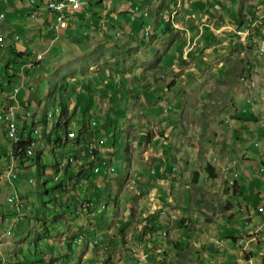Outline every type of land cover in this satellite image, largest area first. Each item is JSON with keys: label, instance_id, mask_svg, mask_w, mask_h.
<instances>
[{"label": "rangeland", "instance_id": "1", "mask_svg": "<svg viewBox=\"0 0 264 264\" xmlns=\"http://www.w3.org/2000/svg\"><path fill=\"white\" fill-rule=\"evenodd\" d=\"M140 1L141 0H136L135 3H140ZM190 1L194 2L195 0ZM261 1L264 0H236V4L232 10L233 17L235 16L236 19L239 20L238 16H246L247 13L245 12H252L251 7L255 8L257 3L256 7H258L260 5L259 2ZM7 2V5L4 7L6 18L4 21H0V29L8 31V33L19 31L22 38L17 43L19 45H14H16L15 47L19 51L23 50L21 52H26L29 57L23 60L19 58L15 59L10 47L8 48L9 43L4 35V42L6 43L4 49L6 51H0V82L5 83L9 80V75L11 74L8 73L9 75H7L5 70L8 69V72L11 71L12 76H14L16 74L13 69L15 68L17 69V72H20L17 68L18 65L23 66V63L31 59L34 54L42 52L45 55V58L36 68L28 71L25 69L24 72L19 73L20 77L10 79L15 83L24 82L23 89L19 94L21 104L23 106L27 105L26 108L35 114L32 119H22L20 118L21 116L18 115V118H20L21 128L24 130L28 127L26 132L29 133L31 131L30 123H36L38 124L36 126L41 127V122L43 121L45 115L48 117L49 128H52L54 123L58 120V115L61 114L62 103L70 104L68 110L72 113V115L76 113L75 117L70 118L69 120V126L74 128L76 131L81 128L82 124L79 122L83 120V116H85L88 127L90 120L93 121V125L96 120L99 125L98 127H101L103 125V114L101 115V113L95 112L96 109H92L90 112L87 111L89 99H82L80 101L75 88L73 90V83L79 86H76L80 89L78 90L76 88L78 94H81L79 92L82 91L84 94H87L86 97H89L90 94L88 93L91 90L93 95L95 94L93 98L94 103L99 105V103H101L100 101L105 99V96L108 97L109 93V90H106L108 88L102 87V91H105L106 94H102L104 97L101 98L100 96L102 95L99 93L101 88L99 89L95 87L98 84H103L105 82V73V77L103 78L101 76V71L108 68V66L118 65V62H122L128 69L137 65L147 66V61L141 59V57L137 56V54L142 46H144L143 48H146L148 45L147 43L153 42V40L157 37L158 34L154 32L153 27L148 34L145 32L143 36L134 38L128 30H124L125 25L123 26L124 28H118L117 25L111 28V26H104L103 23L101 24L99 19H101L102 16L106 19L105 21L107 24V18H112V16L107 13H103L97 8L92 10L90 15L91 18H95V26L91 24L90 27L85 25L80 28L84 29L85 27L86 33L81 32L83 29L80 30L73 27L71 30L62 32L59 37L56 38V35L43 34L42 28L38 24V17L31 21L26 20V11L31 12V8L28 7L25 2L23 5L19 3V0H8ZM116 2H118V0H116ZM182 2L183 0H178V4H181ZM169 3L170 0H149V2L147 1L145 4H141L143 8L150 5V15L153 16L164 11L163 7L167 6ZM2 8L3 7L0 4V10ZM248 9L250 11H248ZM263 9L264 6L259 11H262ZM166 15V19H168V11ZM140 19L141 18H139V20ZM235 20H233V22H235ZM86 21L87 20H84V22ZM261 21H263V24L261 25L260 23L258 25L259 28L256 27L259 30L257 34L260 32L264 33V18ZM154 26L156 27L157 23L154 24ZM241 27H244V34L246 36L241 35L238 39L235 35L226 31V28L222 27V33L219 35L226 41H213V47L209 46V48L205 50H201L199 47V36H197L195 32H191L188 38H185V35L180 34L182 32H177L179 33V36L175 35L172 37H170V35H173L172 31L160 33L162 36V38L161 36L159 37L162 39L160 48H162V50H168L171 42L173 40H178L177 49L180 50L179 54L182 53L181 59L178 62L179 66L182 67L180 68L181 71L176 72V74H164V79L168 82L175 81L173 86H171L173 88H175L176 83L179 82V80L182 81L177 86L176 91L173 92L174 94H177V97L173 98V102L177 99V101H181V107L177 108L176 111L177 115L180 116V119L176 121V124L181 125L182 129L179 127L178 129L183 131L182 139L184 144H186V149L177 154V157H181V162L177 164L179 168L178 170H185L184 172L186 173V178L182 175L181 182L182 185L189 186L188 191L191 194V197L193 196L194 201L191 202L190 200L186 203L183 199H181V195L183 194L180 192V194H175L174 197L180 202V205L185 204L187 206L184 210L178 213L168 212V217L170 218L169 225L167 226L159 221L160 223L156 225L153 236L147 230V232H149L148 235L153 237L152 239L155 245L150 247L148 244H145L146 249H143L142 252L138 253L131 248L133 246H128L130 244H124V241L129 243L131 240L134 242L135 238L138 237L140 238V241L144 243L146 242L145 233H143V230L146 229L144 225L145 223L143 224V220L145 218L140 216V218L137 217V219L134 220V216L137 213L135 205L137 206L139 199L128 202L127 199H129V196H124L123 193L131 195L136 190L133 178L135 172H137V168H135L133 172H130V170H128L129 172L127 171L126 168H129V158L132 156L133 151L136 152L137 156L138 153H145L148 149L141 145H136L135 140L139 138L138 133L142 131L144 132L140 123L131 121L123 123L120 122L117 127V134L119 136L121 134L120 131L122 132L123 137L120 135L119 139L120 141L124 140V143L122 148H119L121 145H117V148L119 149L120 155L125 160H115L114 166L117 168V174L123 173L121 175L123 182L119 183L118 187L120 188V191L116 192L113 190L109 192L112 193V195H123L125 198L120 196L119 199L115 201V196L111 199L108 197V194L106 197L100 198L96 192H92L91 198H88L92 201L93 207L97 208V211L102 209L104 202L106 204L107 200H110L108 208L105 211L108 212L109 217L113 220L116 210L114 207L115 205L121 207L120 216L122 217V214L126 212V204H134L132 207L134 215L131 218V222L126 227L122 225V218L115 216L116 224L120 225L119 227H121V225L123 226L122 231L120 230L115 232L118 234L120 246H116L113 250L109 247L104 251L109 261L104 258L103 264H110V262L111 264H197L198 261H200V264H210V262L214 261V257L217 255L212 248L214 245L219 244V240L221 241L223 239L224 242L225 237L229 236L228 232H230V230L240 229L241 232L246 231V226L243 228L236 226L239 225L236 224L237 221L243 222V219L241 218H237V220L233 221L230 220L228 224H226L228 221L227 207L230 203L228 181L229 179H232L231 176L227 175L232 173L229 164L233 163V161L236 163L237 160H241L244 157L242 153L243 150L247 149V145L251 147L252 151L254 148L257 160L263 159V151L253 145L256 139H245V137L239 138V134H237L239 130L236 127H238L240 122H242L238 117L239 115L237 113V109L244 105L243 99H245L246 95L250 92L254 95L255 92L257 93L256 88L251 91H248L247 89L248 85L250 83H254V80H256L254 74H252L251 77L243 76L246 78L242 79L241 82V77L245 72L250 74L249 71H246L247 66L250 70V66H252L251 64H248L252 63L250 60L251 58L248 54L246 55L245 51H243L241 42L243 45H251L249 42L253 41L252 46L246 47V50L250 54L258 56V53H255V49H253L254 44L257 46L258 43H254L252 36L247 37L250 35V30H247V28L252 27L244 25ZM177 29L180 28L174 25L173 30L176 31ZM253 31L256 32L257 30L252 29V32ZM19 34L16 36H19ZM261 38L264 39L263 34L261 35ZM145 43L147 44L146 46L144 45ZM177 49L174 48L172 52L175 54ZM262 49H264V47H262L261 50ZM28 51H30V53ZM146 56L147 54H145V57ZM184 56L186 58H184ZM263 70L264 63L259 71L260 76H256V85L257 87L260 85V88H263V85L261 86L262 77L264 76ZM107 76L109 78L118 76L126 80V84L124 83L121 86L122 88L119 93L111 92L110 90V92L113 93V103L115 102L121 104L120 110L122 113L123 111L126 112V110L127 112L130 110L138 112V108L143 105L144 102L141 100L142 95L139 96L136 89L133 90V87L131 88V85L136 79L132 71L129 73H123V75H114L113 72L109 70L107 72ZM87 83L93 85L94 90L88 89V86H86L88 85ZM70 87H72V91ZM61 88L64 91L62 90L61 92ZM84 88H86V90H84ZM52 93L55 94V97L51 101ZM256 97L257 96L251 97L253 99V104L260 102L259 99L264 101V95H261L260 98ZM238 106L240 107L238 108ZM49 113L53 116L49 115ZM122 125L123 128H121ZM98 127L91 126L93 129H97ZM119 128H121L120 131ZM239 129H242V127L239 126ZM71 133H74L75 136V132ZM40 139H43L41 142V150H39L40 147H38L36 154H39L40 152L43 153L42 166L49 170L50 167L53 166V157L61 155L60 152H54L53 150H50V148L44 151L48 147L49 143L48 140L44 138L42 129ZM73 141H76V139ZM73 141L71 140L70 142L72 143ZM91 141L92 140H90V142ZM70 146L71 145L61 148L62 152L65 153L64 156H66V158L69 155L68 152L72 150ZM9 147V141H5V148L9 149ZM128 153L130 157L128 156ZM145 156V159H143V157L142 160L138 161L141 165L140 172L142 173V167L150 165L151 162L155 160L153 155L146 154ZM16 162V169H18L19 174V177L17 178L18 180L0 178V214L8 215V209H11L12 207L14 210H17L13 201L11 206L7 204L8 196L17 194V196H13L15 197L14 199L18 197L24 204V208L19 219H23L25 210H27V216H25V221L16 227L13 238L10 237L11 239H4L7 242L2 243L3 245L1 244L0 261L4 260L9 264H67L68 261L62 260H67V257H77L78 253L84 247L82 241H80L79 244H74L73 249L70 250L69 245H67L68 242H66L68 237H71L72 235L69 231L84 230V228L72 226L79 223V219H77L79 216H66L68 208L60 206L61 204L63 206L66 205L65 203H68V201L71 205L73 204V199L68 200V194L71 191L70 189L66 190L63 197V195L61 196L60 188L53 189L55 188L53 186L56 185V182L53 180V176L57 171H50L51 174H47L44 172V168L42 167L41 174H39V172H37V168L34 166L29 167L30 165L28 162H33V164L36 165V162L32 159H19ZM69 162L74 163L75 161ZM4 163L5 157L0 160V167H4ZM208 165L214 166L216 169V177L210 176L207 170ZM5 170H8V168ZM62 171L63 170L60 168V173ZM187 172L189 173L187 174ZM195 172L198 174L196 181L193 180ZM92 174L88 176V179ZM59 175L55 176L56 180L60 179ZM83 178H85L84 175L80 176V178L75 180V184L78 180H82V195H80V197L82 200H85L87 199V196H90L88 195L90 189L85 187L86 183ZM23 181L25 182L24 186L22 185ZM44 184H46V186H44ZM102 187H104V185H102ZM73 188H75V186ZM168 188L172 193V190H170L171 187L169 186ZM48 189L49 191H47ZM138 191L140 194L143 192L141 190ZM145 192L147 193L149 191ZM18 194H21L22 196H19ZM141 196H143V194H141ZM79 202L82 201L79 200ZM259 202L260 201L257 198H253L252 201H248L250 209L252 208L257 211ZM239 204H242V202L239 201ZM237 211H239V206H237ZM242 213L246 214V212ZM86 219H81L79 224L81 226H85ZM183 219L188 221L186 227L182 226ZM140 224L143 227L142 229H139ZM45 226L51 230L50 236L52 235L53 238H55L57 246L56 249L49 247V250L46 251L49 257L43 258L45 255L44 249L47 244L46 239L42 241L44 246L41 245V249L39 248L40 250L38 251L34 250L33 243L39 238L37 229H40L41 227L44 228ZM166 228L169 232L168 236L165 238L166 231L164 230H166ZM45 229L46 228L42 231ZM187 230H190L188 232L189 234L185 233ZM54 231L57 233L62 231V235L52 234ZM182 231H184V233L181 238L180 233H182ZM179 237L182 240L179 242V245L182 246V248L180 247L181 249H176L173 247L171 241L173 238L180 239ZM105 238V240H107L109 237L105 236ZM9 239L10 242H8ZM223 242L221 241V244ZM165 243L166 246L164 245ZM25 246L26 249L24 248ZM28 246H31L33 254L27 248ZM149 247L152 249L151 251ZM99 248L100 245L98 246V250ZM262 248H264L263 245ZM241 250L242 249H240V251ZM258 251L259 247L254 249L255 254H259ZM148 252H150V255H147ZM124 254L131 255L135 260L137 258L138 259L137 261L132 259L131 261L126 262L120 261L121 256ZM246 256L247 254L243 251L242 257L244 260H246ZM140 257L142 259H139ZM93 262L89 264H94Z\"/></svg>", "mask_w": 264, "mask_h": 264}, {"label": "crops", "instance_id": "2", "mask_svg": "<svg viewBox=\"0 0 264 264\" xmlns=\"http://www.w3.org/2000/svg\"><path fill=\"white\" fill-rule=\"evenodd\" d=\"M7 1L8 0H0V4L3 7L2 8L3 10L1 9L0 13L4 12L6 14V12L4 11V7L8 3ZM47 1L48 0H36L35 3L36 5H34V0H19V3L23 5L25 2L27 6L31 8V12H29V14L36 11L34 9H37L39 11L38 24L42 28V32L44 35L47 34L56 35V33L50 29L49 18L47 17L46 14L45 5ZM147 1L149 2V0H141L140 3L145 4ZM135 2L136 0H123V1L118 0V2H116V0H110V4L104 2L102 5L99 6L100 7L99 9L103 13H107L112 16V18H108V20H112V23L115 22L123 26L125 25L124 30L126 31L128 30V32L132 34L134 38H139L140 36H143L145 32H147L148 34L149 31L152 30L151 28L153 27L154 32L158 34L157 37L153 40V42L147 43L148 45L145 43L144 45L145 46L147 45L146 48H143L144 46H142V48L137 54V56L141 57V59L147 61L148 63L147 66L137 65L128 69L122 62H118L119 63L118 65L108 66V68L103 69V71H101V76L103 78L106 76L104 78L105 82L103 84L100 83L95 87L99 89L101 88L100 89L101 91L99 92L101 95L104 93L106 94V92L102 91V89L104 87L108 88L106 89L109 90L108 97L105 96L106 98L102 99L100 101L101 103H99L98 105L93 101L95 94L93 95L91 90L89 92L90 94L89 97H86L87 94H84V92L82 91L79 92L81 94H78L80 95L79 98L80 101L82 99H89V101L92 103V107L90 108L91 110L96 109L95 112L101 113V115L103 114V125L101 127H98L99 126L98 122L95 120L97 124L89 125V127L84 131L83 136L79 138V140L73 141V144L71 143V144L62 145V147H67L68 145H71L70 148L74 150L72 152H75L76 154L82 153V155H80L79 158L81 162L86 164L87 167H91L92 164V167L95 169V171L96 169L99 168V165L104 163V165L102 164L99 172H94L89 179L84 180V182L86 183L85 187H88L90 189V192L88 193V195L90 196H87L88 200H89L88 197L91 198L92 192H96V194L100 198L106 197L107 194L108 197H110L111 199H113L115 196V201H117L119 197L120 196L122 197L123 195L129 196V199H127L128 202L139 199L138 201L139 203H137V206L135 205V208H137V213L134 216V220L137 219V217L140 218V216L142 218H147L152 215H157L158 216L157 224H159L160 223L159 221H161L162 223L168 226L170 221L169 220L170 218L168 217V212L178 213L184 210V208L187 206L185 204L180 205V202L174 197L175 194L176 193L183 194L181 195V199H183V201L186 203H188L190 200L191 202H193L194 199L193 196L191 197V194L188 191L189 186L182 185L181 177L183 175L186 178V173L184 172L185 171L184 169H182V171L178 170L179 168L177 164L181 162V157H177L178 156L177 154L181 153L182 150L186 149V144H184L182 139L183 131L178 129V127L182 129L181 125L176 124V121L180 119V116L177 115L176 111L177 108L181 107V103H180L181 101L179 102L177 101L178 100L177 99L176 101H174L176 103L173 102V98L177 97L176 96L177 94H174L173 92L176 91L177 86L182 81L179 80V82L176 83L175 88H173L170 86L172 84V81L168 82L167 80L164 79V74H176V72L181 71L180 68L182 67L179 66L178 62L181 59L182 53L179 54L180 50L177 49L178 40H173L169 45L168 50L165 49L162 50V48H160V43L162 42L161 39L162 36L160 33L161 32L167 33L172 31L173 35H170V37H172L175 35L179 36V33L177 32H182L180 34H183L185 35V38H188L191 32H195L197 36H199L198 38L200 45L199 47L201 48V50L202 49L205 50L208 49L209 46L213 47L214 44L213 41H219V40L222 42L226 41L223 37H220L219 35L222 33L221 31L222 27L226 28V26L228 25H230V27L241 26L242 24H246V22L255 23L261 21L264 18V9L262 11L259 10L264 6V1L259 2L260 5L258 7H256L258 3L255 5V8L251 7L252 12L249 9L248 11L250 12L247 11L245 12L249 14L247 16V19H245L246 16L244 15L238 16L239 20H237L235 16L233 17L232 10L234 5L236 4V0H195L194 2L190 0L189 1L183 0V2L178 5L177 2L170 1V3L167 6L163 7L164 11L160 12V14L158 15H153V16L149 15L150 17L149 16L143 17L142 15L138 17L135 21H130V19L128 18V16L130 17V15H128L127 12L121 10L131 5V3H135ZM150 9L151 8L149 7V13H150ZM167 11L169 12L168 19H166ZM27 12L28 11H26V14ZM139 18L141 19L139 20ZM94 20L95 18H92L91 20H87L86 22L81 21L75 26V28L80 29L82 26L85 25L90 27L91 24L94 25V23L96 22ZM105 20L106 19L104 18L99 19V21H101V24L103 23V25L107 24ZM233 20H235V22H233ZM165 21L173 22L171 29H168L167 25L164 24ZM156 23L157 26L155 27L154 24ZM262 24L263 21H261V25ZM174 25L178 26V28L180 29L174 31L173 30ZM258 25L259 24H255L251 26L252 27L251 30L252 29L257 30L256 32L253 31V34L255 33L256 35L257 40H255V42H257L258 45L255 46L254 44L253 49H255V53L256 52L258 53V56L250 54L246 50V47L241 42L243 46V51H245L246 55L248 54V56L251 58L250 60L252 63H248V64L252 65L250 66L251 72H253V74L255 75L256 80H254V84H251V86L248 85V88L249 91L254 90L256 88L257 93L255 92V95L251 93V97L257 96L256 98L258 97L260 98L261 95H264V76L262 77V81H261V86L263 85V88L262 87L260 88V85L258 87L256 85V81H257L256 76L257 75L260 76L259 71L261 70L262 64L264 63L262 55L258 52L259 46L264 45V39L261 38V35L262 34L264 35V33L260 32L259 34H257V32L259 31ZM226 31L230 32L227 28ZM2 32L7 38V42L9 43L8 48L12 45L17 51H19L15 46L19 45L17 43L19 40H21L22 37L18 41H14V37H18L16 35L19 34L20 32L17 31L13 33H8V31H4V30H2ZM81 32L86 33L85 27ZM160 36L161 38H159ZM249 43L251 45L253 44L251 41ZM174 48L177 49L175 54L172 52ZM28 52L30 53V51ZM145 54H147L146 57ZM184 58L186 57L184 56ZM109 70L113 72L114 75L115 74L123 75V73H127V72L129 73L130 71H132L136 79L134 80V83L131 85V88L133 87V90L136 89V91L139 93V96L142 95L141 100L144 102L143 105H141L138 108V112L133 110L127 112L126 110V112L123 111L122 113L120 110L121 104L115 102L113 103L112 101L113 93L111 92L119 93V91L122 88L121 86L124 83L126 84V80L118 76L109 78L107 76V72ZM6 71L8 72V70H5V72ZM8 73H11V71H9ZM8 83L9 81L5 83L0 82V87L3 88V86H9ZM70 88L72 91V87ZM90 89L94 90L93 85H90ZM7 90L8 88L5 89V91ZM84 90H86V88H84ZM100 97L102 98L104 96L102 95ZM246 97L245 99H243L244 105L242 107L238 106V108L239 107L240 108L237 109V113L239 115L238 117L240 121H242L240 122L239 125L242 127V129H239V126L236 127L239 130L237 134L241 136L240 137L238 135V137L239 138L245 137V139L251 138V140L252 139L260 140L261 138V140H264V129H263L264 101L259 99L260 102H258L257 104L255 103L253 104V105H258V108H260L259 114H257V112L251 110L250 108H248L247 111L248 113H247V112H243V109L247 107L246 102H248V96L246 95ZM128 121L140 123V126L142 130H144V132L142 131L138 133L139 138L135 140L136 145L137 146L141 145L144 148L146 147L148 150L147 151L145 150L146 151L145 153L147 155H153L155 160L152 161L150 165L142 167V171H143L142 173L140 172L141 165L138 161L142 160L143 157H144L143 159H145L146 154L138 153V155L136 156V152L133 151V154L130 157L128 153V156L130 157L129 158L130 161H129V168L126 169L127 171L130 170V172H133V170L137 168V172H135L133 178L137 191L135 190L131 195L130 194L126 195L124 193L123 195L120 194L112 195V193H110L109 191H113V190L116 192L120 191V188L118 186L119 183L123 182V180L121 179V175L123 173L122 174L116 173L117 168L114 166V161L125 160L120 155L119 149L117 148V145L119 146L121 145L119 148L123 147L122 145L124 143V140L120 141L119 139L120 135L121 137H123L122 132L120 131V129L123 128V125L121 126V128H119V131L121 133L119 136L117 134V127L119 126L120 122L123 123ZM260 121H261V125H260ZM90 122L92 124L93 121L90 120ZM91 126H95L98 128L93 129L91 128ZM33 131H34V125L31 126V131L29 133L25 131L24 138L31 137ZM90 140L92 141L90 142ZM75 143L76 145H74ZM41 144L42 143H40V145ZM84 145L86 147L90 145L96 146L99 149L97 151L98 158L93 159L89 157L88 154L85 152L86 149ZM49 147L50 146H48L46 149H48ZM246 148L247 149L243 150L242 154L244 157L241 160H237L235 164L234 163L229 164L232 173L231 174L229 173L227 175L231 176L232 178L233 171H237L238 175L234 181L232 180L233 183L231 179H229L228 181L229 183L228 193L230 192L229 193L230 203L227 207L228 221L226 224H228L230 220L233 221V220H237V218H241L243 219V222L237 221L236 224L239 225L236 226L242 228L246 226L247 229L246 231H242V232L240 231V229L230 230V232H228L229 236L225 237L224 242L223 239L221 240L223 242L222 244L221 241L219 240L218 241L219 244L214 245L212 248V250L215 251L217 255L214 257V261L210 262V264L211 263L212 264H264V248H262V245L264 246V213L260 212L259 210L255 211L252 208L250 209V205L248 204V201H252L253 198H257L260 201L259 206L262 204V202H264L263 201L264 172H261L259 170L260 166L263 165L264 163V153L262 155L263 159L257 160V155L254 148L253 151L251 150V147H249L248 145ZM71 158L75 161L74 157ZM64 159H67L66 156L60 159L59 162L60 165L62 164ZM6 166L7 164H5V168ZM109 167H114L115 171L112 170L111 172L109 170ZM188 173L189 172H187V174ZM111 174L113 175L110 176ZM197 175H198L197 172H195L193 177L194 181L197 180ZM22 185L23 186L25 185L24 181ZM82 185L83 182L82 184H79V186ZM102 185H104V187H102ZM169 186L171 187L170 190H172V193L171 191H169L168 188ZM79 189H77L74 195L72 194V192H70L68 194V199H73V202H77L78 200H80L81 197L78 196V191L82 195V189L81 190ZM138 190L143 191L141 192L143 196H141ZM145 191H149V192L146 193ZM64 193L66 192H61V196L63 195L64 197ZM109 201L110 200H107L106 204L104 202L102 209L100 211H97V208L93 207L92 201H90L89 209L87 210L78 207L77 209L74 210V214H73V212H71V208L67 209V211L69 210L70 211L69 212L66 211L67 214L66 216H72V217L79 216V217H83L84 219L87 218L85 223L88 225L85 224V226H81L79 223L81 219L83 220V218L77 217V219H79L78 220L79 223L72 226L73 227L75 226L77 228L81 227L84 228V230L69 231V233H71L72 235L71 237H68L67 241L69 242L68 245L70 247L69 248L70 250L73 249L74 244H79L80 241H82L84 247L78 253L77 257L74 258L67 257V260H62V261H68L67 264H89L93 261H102V262H93V263L103 264L104 258L108 260V257L105 255L104 251L107 250L109 247L113 250V248H116V246L118 245L120 246L118 234L115 232L120 230L122 231L123 226L126 227L131 222V218L134 215L133 213L134 211L132 209L134 204L132 203L131 205L126 204V212L122 214V217L120 216L121 207L115 205L114 207L116 210L114 213L115 215L113 220L111 217H109L108 212L105 211L108 208ZM239 201L242 202V204H239ZM237 206H239V211H237ZM12 210H14L13 207ZM242 212H246V214H243ZM115 216H118V218H122L123 226L121 225V227H119L120 225L116 224ZM144 223H145V219L143 220V224ZM142 228L143 227L140 224L139 229ZM167 228L166 230H164L166 231V236H168V232H169ZM37 232L38 234L41 233L42 229H37ZM50 232L46 240V243L48 244V245L46 244V251L49 250V247L56 249L57 246V243L55 242V238H53L52 235L50 236ZM143 233H145V237H146L145 243L140 241L139 240L140 238L138 237L135 238L134 242L130 240V242L128 243L123 240L124 244L125 245L130 244L128 246L129 247L133 246L131 248H133L138 253L142 252L143 249L144 250L146 249L145 244H148L150 247L155 245L152 239L154 233H152V236L148 235L149 232H147V229L143 230ZM183 233L184 231L180 233L181 238ZM52 234L62 235V231L60 233L54 231ZM12 235L13 233L11 235L6 236V238L7 239L10 238L12 237ZM83 235L86 236V238H83ZM105 236H108L109 238L105 240L106 239ZM181 238L180 239L173 238L171 243L174 248L176 247L174 246L173 242L179 243L180 241H182ZM99 245H100L99 248L100 251L98 250ZM164 245L166 246V243ZM150 247L149 249L151 251L152 249ZM257 247H259V251H258L259 254H255L254 252V249H256ZM24 248L26 249V246ZM27 248L29 249V251H32L31 246H28ZM240 249L242 250L240 251ZM243 251L245 252V254H247L246 260H244V258L242 257ZM147 255H150V252H148ZM46 257H49L47 253L44 255L43 258ZM131 259L135 260L132 258L131 255L124 254L123 256H121L120 261L126 262V261H131ZM137 259L135 261H137ZM139 259L142 258L140 257ZM197 264H200V261H198Z\"/></svg>", "mask_w": 264, "mask_h": 264}, {"label": "built area", "instance_id": "3", "mask_svg": "<svg viewBox=\"0 0 264 264\" xmlns=\"http://www.w3.org/2000/svg\"><path fill=\"white\" fill-rule=\"evenodd\" d=\"M104 2L110 4V0L105 1H98V0H48L45 5L46 14L49 18V24L50 29L53 30L56 33V38L59 37V35L71 29L72 27H75L79 22L84 20H91V13L92 10L99 9L100 5H102ZM36 3V0H34V5ZM149 7L143 8L141 3H131L128 7L125 8V12L130 13V21H135L137 17L139 16H149ZM97 11V10H96ZM39 11L37 10L36 15H29V12L26 14V20L31 21L38 17ZM93 17V15H92ZM6 18V14L4 12L0 13V21H4ZM103 19V16L101 17ZM108 20V18H107ZM108 24L104 26H112L113 24H116L115 22L112 23V20H108ZM261 21L255 22V23H246L244 26H253L255 24H260ZM110 24V25H109ZM226 28L235 35L238 39L239 36L244 35V27L241 28H230V25L226 26ZM2 29H0L1 33ZM21 38V35L19 34L18 37H14V41H18ZM245 47H250L252 45H244ZM0 51H5L3 47V43L0 40ZM45 58L44 53H36L34 54L31 59L23 63V66L18 65V71L21 73L24 72L26 69L27 71L33 68H36L40 62ZM15 70V74L19 76L20 72H17V69ZM14 78V77H13ZM24 86V82H13L9 80V92L8 94L4 92V89L0 87V105L3 104V107H0V139H4V141H9L10 147L8 156H12V147L14 145H18L19 141H17V134H22L23 128H20V130H13V123H15V116L16 115H24V119H27V116L30 115V110L26 107H23L20 103V100L18 98V94L22 90ZM246 108L243 109V112H247L248 108L251 110L257 112V114L260 113V108H258V105H253V99L251 98V92L248 94V102L246 103ZM4 113H11V121H4ZM97 122L94 121V125H96ZM264 129V124H263ZM73 144V142H72ZM254 146L257 148H260L264 153V140H255ZM74 147V146H73ZM85 149L87 153H90L92 156L95 157V159L98 158L97 151L99 150L96 146L90 145L88 147L85 146ZM34 152L33 146L30 150H28L26 153H29V157H32V154ZM69 152V157H70ZM235 164V161L233 162ZM80 161V165H81ZM103 164V163H102ZM101 165H99V169L96 170V172L100 171ZM16 165V162H15ZM67 167V166H66ZM15 170V169H14ZM14 170L13 171H5V168L3 171L0 170V175H3V179L12 180L14 178ZM259 170L261 172H264V163L260 166ZM112 172V170H111ZM237 178V171H233V176L231 181L235 180ZM232 181V183H233ZM19 195V194H18ZM13 196H17V194H13L8 196L7 198V204L11 206V203L13 201ZM20 196V195H19ZM19 210H22L19 208ZM19 210H12L13 215H4L0 216V236L3 237V243L7 242L4 240V233L10 232L11 228H14L18 222L21 220L19 219ZM258 210L260 212L264 213V202L258 207ZM166 235V233H165ZM3 245V244H2ZM0 245V247L2 246ZM7 261H0V264H7Z\"/></svg>", "mask_w": 264, "mask_h": 264}, {"label": "trees", "instance_id": "4", "mask_svg": "<svg viewBox=\"0 0 264 264\" xmlns=\"http://www.w3.org/2000/svg\"><path fill=\"white\" fill-rule=\"evenodd\" d=\"M98 1H105V0H98ZM171 2H178V0H170ZM34 10H36L37 11V9H34ZM121 11H125V9H122ZM35 12V11H34ZM127 14L128 15H130V13L129 12H127ZM140 17V16H139ZM128 18H129V16H128ZM138 18V17H137ZM136 18V19H137ZM130 19V18H129ZM165 25H167V27H168V29H171L172 28V24H173V22L172 21H167V22H165L164 23ZM117 25V27L118 28H120V27H123V25H121V24H113L112 25V27H114V26H116ZM143 25V24H142ZM141 25V26H142ZM124 28V27H123ZM5 45H6V43H5ZM10 49H11V52H12V54H13V56L15 57V59L16 58H19V59H25V58H27V57H29V55H27V53L26 52H21V51H17L15 48H14V46H10ZM8 68V67H7ZM8 70V69H7ZM6 73H7V75H9V74H12V72L11 73H9L8 74V72L6 71ZM13 77H18V75H15V76H11V75H9V78L11 79V78H13ZM9 81V80H8ZM173 82L174 81H172V84L170 85V86H173ZM8 85H9V83H8ZM76 86H78L77 84H75V83H73V90H74V88H75V90H76V92H77V95H78V91H77V89H78V87H76ZM86 86H88V89H90V84H88V85H86ZM7 88H9L10 89V87H7ZM77 88V89H76ZM62 88H61V92H62ZM64 91V90H63ZM89 94V93H88ZM79 96V98H80V95H78ZM54 97H55V94H53L52 93V95H51V101L54 99ZM69 100H70V95H69ZM92 100V99H91ZM69 106H70V104H67V103H62L61 104V108H62V110H61V114L60 115H58V120L54 123V126L50 129V131H49V125H48V117L46 118V115H45V117H44V119H43V121L41 122L43 125H42V130H43V135H44V138H46L47 140H48V142H50L51 144H54V145H56V146H62V145H65V144H70V141L71 140H69V133L70 132H73V130L72 129H67L68 128V121L70 120V118H73V117H75V114L76 113H74L73 115H72V113H70L69 112V110H68V108H69ZM76 106V105H75ZM92 107V103L89 101V104H88V107H87V111L88 112H90L91 111V108ZM84 112H86V111H84ZM84 115H85V113H84ZM52 116V115H51ZM247 121H250V120H247ZM79 123H81L82 125H81V128L77 131L78 132V140H79V138H81L82 136H83V134H84V131L88 128V123H87V121L85 120V116H83V120H81V122H79ZM36 125H38V124H35L34 125V131L35 130H37V129H39L40 130V128L41 127H39V126H36ZM61 126H63V127H66V129H63V128H61ZM26 128H28V127H26ZM26 128L23 130V132H22V136H21V139H20V141H19V146H21V147H23L24 148V146L26 147H28L29 145H30V143H28L29 141L27 140V141H25L24 140V133H25V131H26ZM68 132V133H67ZM68 134V135H67ZM65 137H67L66 139H65ZM68 139V140H67ZM75 145V144H74ZM18 148V147H17ZM16 148V153L18 154V150L19 149H17ZM24 156H26V154L25 155H21V158H26V157H24ZM72 157H74L73 155H72ZM27 158H29V157H27ZM77 159H78V157H76ZM6 159V158H5ZM35 160H37L38 161V166L40 165V162H41V158H40V155L38 154V156L35 158ZM58 167V166H57ZM60 168H62V167H60ZM56 169V168H55ZM84 169H85V167L82 165V166H80V170H78V172H76L75 174H74V167H73V164H71V163H69L68 165H67V170L69 171V170H71V171H69L68 173H67V175L70 177V178H72V177H77V176H82L83 175V173H84ZM207 170H208V172H209V174H210V176H212V177H216V169L214 168V166H212V165H208L207 166ZM81 174V175H80ZM88 174V173H87ZM86 174V177L85 178H87V175ZM0 178L1 179H3V175H0ZM62 186H61V184H59V185H56L55 186V188H53V189H57V188H61ZM63 189V188H62ZM47 191H49V189L47 190ZM61 192H63L62 190H60ZM65 191V190H64ZM15 197H13V200H15L14 199ZM67 201V200H66ZM79 201V200H78ZM73 202V204L71 205V203H69V201H68V203H65L66 205H60V206H62V207H66V208H71V212H73V214H74V210L75 209H77L78 207H80V208H83V209H87L88 208V204L90 203V201L91 200H86L85 202ZM86 203V204H85ZM87 205V206H86ZM23 206H24V204H23ZM158 218V216L157 215H152V216H150V217H147V218H145V228L149 231V232H151V234L154 232V230H155V228H156V225H157V219ZM187 224H188V221L186 220V219H183L182 220V226L183 227H186L187 226ZM190 230H187V231H185V233L186 234H189L188 232H189ZM47 232H49V230L47 231ZM166 236V235H165ZM45 237H47V236H45ZM173 244H174V246L176 247V248H182V246H180L179 245V243H177V242H173ZM180 248V249H181ZM34 250L36 251V248H34ZM31 253L33 254V251H31Z\"/></svg>", "mask_w": 264, "mask_h": 264}, {"label": "clouds", "instance_id": "5", "mask_svg": "<svg viewBox=\"0 0 264 264\" xmlns=\"http://www.w3.org/2000/svg\"><path fill=\"white\" fill-rule=\"evenodd\" d=\"M11 76H12V74H11ZM15 76V75H14ZM14 78H16V77H14ZM9 80H10V78H9ZM5 85V84H4ZM7 87H9V86H3V89H4V92H6L7 94H8V92H9V88H8V90L7 91H5V89L7 88ZM23 89V88H22ZM22 91V90H21ZM20 91V92H21ZM20 94V93H19ZM19 94H18V98H19V100H20V96H19ZM20 103H21V101H20ZM23 106V105H22ZM27 105H24L23 107H26ZM0 107H3V104L2 105H0ZM36 124V123H35ZM35 124H33V123H30V125L32 126V125H35ZM26 125V124H25ZM42 123H41V129H42ZM70 123H69V121H68V128L67 129H72L70 126ZM89 125H92L91 124V122H90V124ZM31 128V127H30ZM61 128H63V129H66V127H63V126H61ZM27 129V128H26ZM50 129L51 128H49V131H50ZM74 130V129H73ZM74 131H76V130H74ZM77 132V131H76ZM77 134H78V132H77ZM79 135V134H78ZM77 140H78V138H77ZM43 141V139H40L39 140V144H38V146L36 147V149H35V153H34V155L32 156V157H29V158H26V159H32L34 162H36V165L35 164H33V162H30V166L29 167H32V166H34L35 168H37V172H39V174H41V169H42V152H40L39 153V155H40V158H41V162H40V165L38 166V161L37 160H35V158L38 156V154H36L37 152H36V150H37V148L38 147H40V149L39 150H41V145H40V143ZM49 143V145L48 146H50L49 148H50V150H53L54 152L56 151V152H60V155L61 156H54L53 158H54V161L52 162L53 163V166L52 167H50V169L48 170V169H46V168H44V172L45 173H47V174H51V172H53V171H57L55 174H54V181L56 182V185H59V184H61V190L63 191V192H66V190H68V189H70V191L72 192V194L74 195L75 193H76V191H77V189H79V190H81V186H79V184H82V180H78V182L75 184V180L76 179H78V178H80V176H77V177H72V178H70L68 175H67V173L69 172V171H71V170H67V167H66V169H64L61 173H60V168H59V162H60V159H62V157H64V155H65V153H63L62 152V150H61V148H62V146L60 145V146H56V145H54V147H53V144H51L50 142H48ZM1 144H4V145H1ZM40 145V146H39ZM5 147V141H4V139H0V149H1V152H0V160H2L4 157L6 158V157H8V152H9V149H6V148H4ZM48 148V149H49ZM48 149H45L44 151H46V150H48ZM72 151H74L73 149L72 150H70L69 152L71 153ZM57 158V159H56ZM21 159H25V158H21ZM30 161V160H29ZM7 163H9V160L8 159H5V163H4V167L3 166H1L0 167V170L1 171H3L4 170V168H5V164H7ZM17 163V162H16ZM29 163V162H28ZM84 166L85 167V169H84V173H83V175H84V177H86V174L89 176L90 174H92V173H94V172H96L95 171V169L91 166V167H87V165L86 164H84V163H82L81 165H73V167H74V174L76 173V172H78V170H80V166ZM57 166H58V168H57ZM20 167H22V166H20ZM19 167V168H20ZM24 168V167H23ZM55 168H56V170H55ZM15 169H16V165H15ZM25 169H28V168H25ZM51 171V172H50ZM16 172H17V174H18V169H16ZM99 172V171H98ZM60 174V175H59ZM19 175V174H18ZM57 175H59V177H60V179H58V180H56V178H55V176H57ZM44 176H45V174H44ZM46 177V176H45ZM88 179V177L87 178H83V180H87ZM31 180V179H30ZM75 184V185H74ZM55 185V186H56ZM44 186H46V184H44ZM55 186H53V187H55ZM75 186V188H73ZM83 186V185H82ZM63 188V189H62ZM65 190V191H64ZM22 191V190H21ZM22 194V193H21ZM20 194V195H21ZM81 195V193H79V191H78V196H80ZM22 196V195H21ZM68 200H70V199H68ZM82 202H85L86 200H82V198L80 199ZM88 200V199H87ZM86 204V203H85ZM87 206V205H86ZM83 209V208H82ZM87 209H89V204H88V208ZM87 209H85V210H87ZM9 210V216L10 215H13V211H12V208L11 209H8ZM26 213H27V210H25L24 211V215H23V219L20 221V222H18L17 223V225L15 226V228H14V233H13V235H15V231H16V227L17 226H19L24 220H25V216H27L26 215ZM5 214H0V216H4ZM27 218V217H26ZM44 228H46L44 231H42L41 233H39V238L33 243V245H34V248H36V251H38V250H40L41 248H40V246L42 245V246H44L43 245V240H47V237H48V234H49V232H50V229L47 227V226H45ZM44 228H40V229H44ZM49 230V232H47ZM13 235H12V237L11 238H13ZM45 236H47V237H45ZM82 236V235H81ZM45 237V238H44ZM10 238V239H11ZM83 238H86V236H84L83 235ZM10 239H9V241L8 242H10ZM66 242H68V241H66ZM69 243V242H68ZM68 243H67V245H68ZM40 248V249H39ZM43 249V248H42ZM44 251H45V254H46V248L44 249ZM31 252V251H30ZM40 260H42V259H40ZM42 262H44V261H42ZM45 263V262H44Z\"/></svg>", "mask_w": 264, "mask_h": 264}, {"label": "bare ground", "instance_id": "6", "mask_svg": "<svg viewBox=\"0 0 264 264\" xmlns=\"http://www.w3.org/2000/svg\"><path fill=\"white\" fill-rule=\"evenodd\" d=\"M177 4H178V2H177ZM30 15H36V11L35 12H33L32 14H30ZM249 14H247L246 15V17H245V19H247V16H248ZM250 15H252V14H250ZM253 20V19H252ZM247 21V20H246ZM247 23V22H246ZM242 25H244V24H242ZM241 25V26H242ZM241 26H233V27H241ZM250 30V35L249 36H247V37H253V40H254V42H255V40H257V38H256V35L255 34H253V32H252V30H251V28H247V30ZM246 31V30H245ZM245 35V34H244ZM246 36V35H245ZM250 39V38H249ZM0 40L2 41V43H3V47L5 46V42H4V34H3V32L1 31V33H0ZM251 42H253V41H251ZM262 47H264V45H261V46H259V48H258V52L262 55V56H264V49H262L261 50V48ZM264 58V57H263ZM246 71H249L250 72V74H247V72H245L243 75H242V77L243 76H247V77H251L252 76V74H253V72H251V70L248 68V66H247V68H246ZM241 77V82H242V79L243 78H246V77H243L242 78ZM251 84H254V83H250L249 85L251 86ZM247 89H248V91H249V88L247 87ZM248 96V95H247ZM247 98V97H246ZM246 101H247V99H246ZM35 114L30 110V115L29 116H27V119H32V117L34 116ZM49 115H52L51 113H49ZM19 116H21L20 118H22V119H24V115H19ZM47 116V115H46ZM53 116V115H52ZM20 118H18V115H16L15 116V123H13V130H20V128H21V125H20ZM264 119V118H263ZM262 119V120H263ZM261 120V121H262ZM4 121H11V113H4ZM261 121H260V125H261ZM93 125V124H92ZM262 127V126H261ZM73 130V129H72ZM73 132H75V136H74V133H69V140H74V139H76L77 140V137H78V134H77V132L76 131H74L73 130ZM68 133V132H67ZM68 135V134H67ZM21 136H22V134H17V141H20V139H21ZM40 136H41V129L39 130V129H37V130H35V131H33V134H32V136L31 137H25L24 138V140L25 141H29L28 143H30V145L27 147H25L24 146V148L23 147H21V146H19L20 144L18 143V145H14L13 147H12V156H8V157H6V159H8L9 160V163H7V166H6V168H8V170H5V171H13L14 169H15V162L17 161V160H19V159H21V155L23 154V155H25L26 154V156H24V157H29V153H26L28 150H30L31 149V147L33 146V149H34V152H33V154H32V156L34 155V153H35V149H36V147L38 146V144H39V138H40ZM67 137H65V139H66ZM68 140V139H67ZM70 144H71V142H70ZM80 144V143H79ZM18 147V148H17ZM84 147H85V145H84ZM16 148L17 149H19L17 152H18V154L16 153ZM0 152H1V150H0ZM86 153H87V151H85ZM75 152H71V154H70V157L73 155L74 156V158H75V162L74 163H71V162H69V161H74L72 158H70L69 157V155H68V157H67V159H64V161L62 162V164L60 165V163H59V168L60 167H62L61 169L62 170H64V169H66V166L69 164V163H71V164H73V165H80V155H82V153H79V154H74ZM88 154V156L89 157H91V158H93V159H95V157L94 156H92L90 153H87ZM76 157H78V159L76 158ZM70 158V159H69ZM67 160H69V161H67ZM20 162V161H19ZM82 163V162H81ZM103 165H104V163H103ZM64 166V167H63ZM5 168V169H6ZM58 168V167H57ZM99 169V168H98ZM56 170V169H55ZM97 170V169H96ZM109 170L111 171V170H113V171H115V168L114 167H109ZM238 175V174H237ZM19 177V175L17 174V172H16V169L14 170V178H15V180L17 179ZM18 180V179H17ZM13 202L15 203V205H16V207H17V210H19V208L20 209H22L23 210V202H21L20 200H19V198L18 197H16V199L15 200H13ZM22 210H19V217L21 216V212H22ZM25 221V220H24ZM13 233V228H11L10 229V232H5L4 233V239L6 238V236H8V235H11ZM3 243V237L2 236H0V245ZM9 264V263H8Z\"/></svg>", "mask_w": 264, "mask_h": 264}]
</instances>
